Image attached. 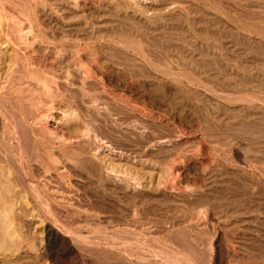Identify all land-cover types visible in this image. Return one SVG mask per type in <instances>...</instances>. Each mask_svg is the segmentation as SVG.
<instances>
[{
    "label": "bare ground",
    "instance_id": "bare-ground-1",
    "mask_svg": "<svg viewBox=\"0 0 264 264\" xmlns=\"http://www.w3.org/2000/svg\"><path fill=\"white\" fill-rule=\"evenodd\" d=\"M66 1L0 0V20L5 23L0 22V215L3 217L0 221V249L6 250L5 254L2 252L5 259L0 260V264H206L204 259L198 260L196 256L200 246L192 235L203 227L200 220L204 218L210 222L223 221L224 231L216 242L221 264H230V258L237 252L235 242L233 249L225 245L224 241L227 243L230 239L227 230L243 222L258 223L257 228L250 227L255 233L251 239L264 248V0H178L182 4L179 8H210L203 12L214 18L222 10L237 13L235 41L240 49L237 58L232 54L231 57L214 52L207 54L204 49L202 53L190 55L197 47L191 40L196 35L184 29L190 27L193 20L189 11L184 9L171 14L168 11L153 13L148 8L138 7L143 13L142 18L124 15L129 18L118 22L115 31L142 34L146 42L127 36L125 41L120 39L118 43L117 38H111L119 47L106 45L112 53L108 51L105 56L127 72L129 82H124L127 86L141 77L152 79L156 86L151 92L147 91L144 101L160 105L156 106L158 111L155 109V113L153 108L143 107L145 109L141 112L147 119L141 120L139 133L131 131V134L110 125L104 115L110 111V101L116 102L118 119L122 125L127 124L134 117L128 107L133 109L136 99L132 101V97L114 91L108 82L103 81V72L99 75L98 68L90 61L91 54H88L91 51L86 49L90 52L82 53L84 47H93L98 52L94 42L96 31L81 26L82 22L70 29L68 32L74 36L78 50L74 51L75 57L70 53L66 55L63 53L67 52L64 38L68 32L54 21L52 24L42 19V11L38 9L107 8L115 4L114 0ZM157 1L147 7L150 5L151 10H159L161 6L157 3L160 0ZM123 2L122 6L126 4ZM161 2L165 6L166 1ZM117 15L123 17V13ZM85 19L89 22L91 18ZM80 33H85L86 37H81ZM105 40L110 42V39ZM82 44L86 46L81 48ZM216 48L220 50L218 46ZM62 104L66 124L52 127L49 125L52 111L63 108ZM83 129L87 132L91 129L93 134L96 131L101 138L99 143L102 138L122 137L123 140H117L128 141L134 162L138 159L143 168L149 166V160H154V165L159 164L156 167H159L158 178L152 170L147 186V182L141 181L144 176L141 173L143 176L128 169L118 170L99 157L93 160L76 153L82 150L81 142L70 140L76 139ZM87 132L85 130V134ZM83 134L82 138L87 136ZM191 134L200 135L199 145L205 147L203 154L190 155L191 150H188L192 147L191 143L188 145V136ZM66 135L72 136L69 142ZM233 136L240 139V144H245L240 149L246 153L243 168L229 172L224 159H220L222 154L215 157L210 150L217 147L216 144L229 145ZM58 143L62 145L60 151L55 149ZM113 149L110 147L108 151L112 154ZM70 150L74 152L70 153ZM193 164L201 168L197 171L202 174L192 171ZM71 176L77 180L73 182ZM181 176L192 184V189L186 191L191 187L186 186L182 190V180L179 183L174 181ZM221 176L226 178L221 179ZM150 189L160 192H149ZM22 210L34 219L37 216L44 226L40 239L45 242L44 253L36 255L29 252V248L25 253L35 256L26 259L18 254L21 228L18 230L16 222L21 220L18 216L22 215ZM33 211L37 215H33ZM150 213L154 216L149 217ZM167 224H170L169 229ZM237 231V228L233 229L236 238L237 235L241 238L242 233L237 234ZM199 239L198 243L202 239V245L209 241ZM206 249L205 252L201 250L202 253L207 254Z\"/></svg>",
    "mask_w": 264,
    "mask_h": 264
},
{
    "label": "rangeland",
    "instance_id": "rangeland-1",
    "mask_svg": "<svg viewBox=\"0 0 264 264\" xmlns=\"http://www.w3.org/2000/svg\"><path fill=\"white\" fill-rule=\"evenodd\" d=\"M71 1V0H70ZM111 1V0H110ZM133 1V0H132ZM131 0H124V2H123V0H114V3L116 4V6H115V4H113V6H111V7H102V8H97L96 7V9H97V11H96V9H95V7L94 8H82V9H72V8H59V10H58V8L55 10V8H44V10H42L43 8L42 7H40V8H38L39 10H41L42 12H41V15H42V19H45V21L46 22H49V23H52L53 24V21H54V23H57V24H59V27H61V28H63L64 29V31H66V32H68V31H70V29H73L75 26H79L80 25V23H81V26H85V27H92L93 29H94V31H96L95 32V43H96V48H97V51L98 52H95V48L93 49V47H92V49H93V51H92V49H91V47H84V49H82V53L85 55V54H87V53H89L90 51H91V53H89L88 54V56L90 55L91 56V58H89L90 59V61H92L93 62V64L94 65H96V68H98V73H100L99 75H101V73L103 72V78L105 79V80H103L105 83H107L110 87H112V88H114V91H116V92H118L119 94H125L126 96H128L129 98L130 97H132V98H130L132 101L133 100H135L136 99V101H134L133 103H140V104H142L141 105V109H140V104H139V107H138V109H136V106H138L136 103L134 104V105H136L135 107H133V109H134V111H136V112H134V111H132L133 109H132V107H128V108H131V109H128V110H130L131 112H129L130 114L132 113V115L134 116L133 118H132V120L131 121H129V122H127V124H126V122L125 123H123V125H122V122L118 119V115H117V112H118V107L116 106V102H112V101H110V104H111V107H110V111H108V113L107 114H109V112H111L109 115H104V116H106V118H107V120L109 119V124L110 125H112V126H114V127H116L118 130H120L121 132H126V134H131V131H135L136 133H139L140 132V129H141V120H143V119H147V117L144 115V113H142L143 112V109H145V108H143V107H146L148 110L150 109V110H152V108H153V113H155V111L157 110L158 111V106L160 107V105H158V104H156L155 103V105H154V103H152V102H149V104H147L145 101H144V98H145V96L147 95V93H149V92H151L152 90H154V88H155V86H156V84L154 83V81L152 80V79H150V78H146V77H141V78H139L133 85H131V86H127L126 84L127 83H124V82H129L128 80H129V76H128V74H127V72H124V71H122V67L118 64V63H116V61H112V60H110V59H108L106 56H108L107 55V53H109V52H111L112 53V51H110V50H107L106 49V45H111V46H117L116 44H114L113 43V41L114 40H112V39H116V42L118 41V43L120 42V39H123L122 41H125V39L127 38V36H128V38L130 37V38H137L138 40H141L143 43H145L146 41L143 39V37H141L142 36V34H134V35H128V34H125V32H119V31H115V29H116V27L118 26V24H120V23H118V22H121V21H123V20H127V18H132V16H134V17H136V18H138V19H140V18H142V16H143V13L141 12V9L142 8H148L150 11H153V13H158V12H160L161 13V11H165V12H169V13H171V14H175V13H177L180 9H184V10H186V11H189V17L191 18V20H192V23H191V25H190V27H184V29L186 30H189V31H192V32H194L195 33V35H196V37L194 36V37H192L191 38V40H192V42H193V44H195L197 47H196V49L194 50L193 49V51H191L189 54L190 55H195V54H199V53H202V49H204L205 50V52L204 53H207V54H212V52H214V53H221V54H223L225 57H226V55L227 56H229V57H231V54H232V56H234L235 58H237V54L239 53V45L237 44V41H235L236 39H237V13H232L231 11H227V10H222L221 12L222 13H218L217 15V17H215L217 20L219 19V21H214L215 20V18H214V16L213 15H210V14H208V13H205V12H203V11H205V10H210V8H179L180 6H182V4L178 1V0H176L177 1V3H175V0H172L173 1V3L171 2V0H170V2L168 1V0H163V1H166L165 2V6H162L161 5V0H160V2H158L157 4H159L160 6H161V8L159 9V10H151V9H153V8H149V6L147 7V4H151V3H153L154 4V1L155 0H153V2H151V0H147V1H145V0H139V3H137L138 2V0H134L133 2H132ZM136 1V2H135ZM65 2H67L66 0H65ZM112 2H113V0H112ZM117 2H119V4L117 3ZM121 2H123V3H126V4H123V6H122V3ZM128 2V3H127ZM148 2V3H147ZM136 3V5H134ZM142 5H141V4ZM170 3V5H167V4H169ZM175 3V4H174ZM118 4V5H117ZM139 4V6H137ZM172 4V5H171ZM174 4V5H173ZM120 5L124 8L125 7V9H124V11L122 10V7L121 8H119L120 7ZM134 7H133V6ZM113 7V8H112ZM119 8V9H121V10H119V9H116V8ZM133 7V8H132ZM141 8L140 9V11H138V9L137 8ZM163 7H165V9L163 8ZM107 9V10H105V9ZM129 9V10H127V9ZM89 11H88V10ZM100 9V10H99ZM108 9H110V10H108ZM112 9H115L113 12L115 13H113L112 12ZM135 9H136V11H135ZM162 9H164V10H162ZM188 9V10H187ZM193 9L195 10V11H193ZM66 10H67V12H66ZM73 10V11H72ZM83 10V11H82ZM86 10V11H85ZM146 10V9H145ZM198 10H200V11H198ZM44 11H46V14H45V12ZM76 11V12H75ZM92 11V12H91ZM109 13H108V12ZM117 11V12H116ZM125 11H128L127 13L128 14H126V12ZM57 13V14H55V13ZM59 12V13H58ZM65 12V13H64ZM69 12V13H68ZM95 12V13H94ZM103 12V13H102ZM113 14H112V13ZM135 12H137V13H135ZM52 13V14H51ZM97 13V14H96ZM122 13H123V15H122ZM138 13H140V14H138ZM66 14V15H65ZM91 14V15H90ZM112 14V15H111ZM117 14H120V15H122L123 17L122 18H120V16H118ZM129 14H131V15H129ZM167 15H168V13H166ZM49 15V16H48ZM86 15V16H85ZM94 15H95V17H97V18H95L94 17ZM115 15V16H114ZM124 15H127V16H129V17H125ZM223 15H225L226 17H228V18H226L225 16H223ZM58 16V17H57ZM92 16L94 17L93 18V22H92ZM192 16V17H191ZM104 17V18H103ZM111 17H113V18H111ZM198 17V18H197ZM220 17V18H219ZM51 18V19H50ZM54 18V19H53ZM81 18H83L82 20H81ZM85 18H87V19H90L89 20V22H88V20L87 21H85L86 19ZM103 20H102V19ZM198 19V20H196V19ZM214 18V19H213ZM53 19V20H52ZM104 19H106L107 21H105ZM109 19V20H108ZM229 19V20H228ZM66 20V21H65ZM74 20V21H73ZM96 20V21H95ZM199 20H203V21H199ZM206 20V21H205ZM207 20H210V21H212V22H208ZM58 21V22H57ZM69 21V22H68ZM77 21V22H76ZM117 21V22H116ZM132 21H134L133 19H132ZM228 21V22H227ZM233 21V22H232ZM0 22H3L4 23V21L1 19L0 20ZM95 22V23H94ZM97 22V23H96ZM195 22V23H194ZM220 22V23H219ZM222 22V23H221ZM229 23L230 25L232 24V26L230 27V25H228L227 23ZM236 22V23H235ZM70 25H69V24ZM88 23H90L89 25H88ZM103 23V24H102ZM214 23V24H213ZM216 23V24H215ZM217 23H219V24H217ZM227 25H226V24ZM5 24V23H4ZM76 24V25H75ZM84 24V25H83ZM235 24V25H234ZM99 25V26H98ZM105 26V28H103L104 26ZM113 25L115 26V27H113ZM218 25V26H217ZM222 25H224V27L222 28ZM207 26V27H206ZM66 27V28H65ZM87 27V28H88ZM236 27V28H235ZM200 28V29H199ZM201 28H204V30L203 29H201ZM67 29V30H66ZM114 29V30H113ZM208 31V32H205L206 30ZM216 29V30H215ZM233 29H235V30H233ZM105 30H106V32H105ZM107 30H109V31H107ZM204 32H203V31ZM218 30V31H217ZM222 31L221 33H222V36H219V35H221V33L219 32V31ZM101 31V33H99ZM213 33H212V32ZM215 31H217V32H219V33H217V32H215ZM98 32V33H97ZM231 32V33H230ZM239 32L242 34V33H244V31L241 29V30H239ZM119 33V34H118ZM210 33V34H209ZM215 33H217L218 34V37H217V34H215ZM225 33H226V35H225ZM227 33H229V34H231L232 36H230L229 34L227 35ZM68 36L67 37H65L64 39H65V41L66 42H64V45H65V47H66V49H67V52H63L64 54H69L70 53V55L71 56H73V57H75L76 56V54H74V51H76V50H78V46L76 45L77 43H74V36H72L71 34H70V32H68ZM98 34V35H97ZM80 35H81V37H86V34L85 33H80ZM121 35V36H120ZM125 35V36H124ZM224 35H225V37H224ZM254 35H256V34H254ZM228 36V37H227ZM126 37V38H125ZM67 38V39H66ZM112 38V39H111ZM201 38V39H200ZM235 38V39H234ZM70 39V40H69ZM73 39V40H72ZM105 39H110V42H109V40L107 41V40H105ZM203 39V40H202ZM204 39H206V40H204ZM72 40V41H71ZM96 40H98L100 43L99 44H97L98 43V41H96ZM208 40V41H207ZM215 40H217V41H215ZM106 41V42H105ZM204 41H206V43L204 42ZM236 42V44L235 43H233V42ZM108 42V43H107ZM207 42H209V44L207 43ZM215 42V43H214ZM218 42V44L216 45V43ZM102 43V44H101ZM110 43V44H109ZM111 43H113V44H111ZM201 43V44H200ZM101 44V45H100ZM207 44V45H206ZM216 45V46H213V45ZM99 45H100V47H99ZM210 45V46H209ZM212 45V46H211ZM235 45V46H234ZM74 46H75V48H77V49H75L74 48ZM82 46H86V45H84V44H82L80 47L82 48ZM101 46H102V49H101ZM219 47L220 48V50L218 49L217 50V48L216 47ZM51 47H53V46H51ZM67 47H69V48H67ZM71 47L74 49H72V51H71ZM117 47H119V45L117 46ZM215 48V50H213L214 48ZM232 47H233V50H232ZM70 51H69V50ZM86 49L88 50H90V51H86ZM212 49V50H211ZM225 49V50H224ZM101 50V51H100ZM237 50V51H236ZM84 51V52H83ZM109 51V52H108ZM217 51V52H216ZM77 52V51H76ZM105 52V53H104ZM164 52H166L165 50H164ZM100 53V54H99ZM227 53V54H226ZM73 54V55H72ZM262 54V53H261ZM70 55H68V56H70ZM75 55V56H74ZM106 55V56H105ZM74 59V58H73ZM100 63V64H99ZM107 63H109V65H112L116 70H113L114 68L112 67V66H109ZM111 63H113V64H111ZM97 65H99V66H101V67H99V66H97ZM102 66H104L103 68H102ZM95 67V66H94ZM110 67H111V69H110ZM121 67V68H120ZM100 68H102V69H100ZM109 68V69H108ZM121 70H120V69ZM106 69H108V71L106 70ZM100 70V71H99ZM111 70V71H110ZM118 70V71H117ZM102 71V72H101ZM106 72V73H105ZM110 72H112L111 74H110ZM116 72V73H115ZM108 75V76H107ZM118 76V77H117ZM121 76V77H120ZM114 78V80H113V78ZM116 77V78H115ZM119 78V79H118ZM144 79V80H143ZM122 80V81H121ZM119 81V82H118ZM138 81H140V82H138ZM144 81L146 82V83H144ZM149 81H150V83H149ZM138 83H140L139 85H138ZM143 83H144V85H143ZM111 84V85H110ZM122 84V85H121ZM145 84H146V86H145ZM136 86V87H133V86ZM151 85V86H150ZM155 85V86H154ZM120 86H122V87H120ZM137 86H139V87H137ZM152 86H154V87H152ZM116 87V88H115ZM147 89H146V88ZM122 88V89H121ZM127 88H128V90H127ZM133 88H135V90L133 89ZM142 88V89H141ZM100 89V88H99ZM125 89H126V91H125ZM131 89V90H130ZM136 89H138L137 91H136ZM144 89H145V91H144ZM134 90V91H133ZM99 91V90H98ZM131 91H133V92H131ZM147 91H149V92H147ZM126 92V93H125ZM141 92V93H140ZM100 93V95H102V94H104V93H102V92H99ZM102 93V94H101ZM139 94H141V95H139ZM138 98H137V97ZM144 96V97H143ZM135 98V99H134ZM111 100V99H110ZM141 101H143L144 102V104H143V102H141ZM151 103V104H150ZM61 106H63V104L61 105ZM156 106H157V108H156ZM58 107V106H57ZM165 108H167V107H165ZM63 109H64V106H63V108H61V107H59L58 109H54V111H52V117H50L49 118V125L50 126H56V127H59V126H63V125H65L66 124V121L64 120L65 119V114H63L64 112H63ZM66 109V108H65ZM156 109V110H155ZM141 110H142V112H141ZM140 111V112H139ZM156 111V112H157ZM113 113V114H112ZM139 113V114H138ZM140 113H142V114H140ZM53 114H54V116H53ZM114 114H116V115H114ZM187 114H189V112L187 113ZM113 118H115V119H113ZM143 116V117H142ZM141 117H142V119H141ZM52 118V119H51ZM112 118V119H111ZM137 122V123H134L135 121ZM195 120V119H194ZM64 121H65V123H64ZM131 122H133V124L131 125L130 123ZM116 123H118L117 124V126H115V124ZM120 123V124H119ZM118 125H120V126H118ZM185 125H189V124H185ZM122 126V127H121ZM135 126H137V129L135 130ZM56 127H54V128H56ZM120 128V129H119ZM139 128V129H138ZM85 130H86V132H87V129H83V131H80V135L78 134V136L77 137H79V138H77L76 137V139L75 138H72V136H69V135H66V137H68L67 138V141L68 140H70L71 138H72V140H70V142H73V141H80L81 142V148H82V150L80 151V152H76V153H79L80 155H82V156H85V157H87V158H91V159H93V160H97V158L96 157H99L100 159H103V162L105 163H107V161H108V163L107 164H109V163H111V164H113V166L116 168V169H121V168H123V169H128V170H130V171H132V172H138L139 174L141 173V174H143V175H141V176H143L142 177V180L141 181H143V183L144 184H146V182H147V186H149V183L148 182H150V178L148 177V175L150 176V174L152 173V170H153V173L156 175V173H158L157 171L159 170V167H158V169L156 168L157 167V165L159 166V164H155L154 165V160H149V161H147V164L148 163H150L149 164V166L147 165V166H145L144 168H143V163H138L139 161H138V159H135V162H134V160H133V156L131 155V154H133L132 153V149H129V148H131L130 147V144L128 143V141H126L125 140V142H127L128 144H126L124 141V143L122 142V137H120L122 140H120L119 142H118V140H117V138L119 137L118 135L117 136H114V138L111 140V137H108V138H102V141H104V142H100L99 143V141L101 140V138L99 139L98 138V136L96 135L97 134V132L95 131V135L93 134V131H90V130H88L89 132H87L86 134H87V136H83V138H82V135L81 134H83V135H86L85 134ZM93 130V129H92ZM139 131V132H138ZM81 132H83V133H81ZM90 134V135H89ZM92 135H94V136H92ZM90 136V137H89ZM195 136V134H191V135H189L188 136V141H189V143H188V145L190 144V146L192 147L191 149H189L188 151H190L191 150V154L190 155H193V154H203V152L205 151V150H203V149H205V147L203 146H200L199 145V141H200V135H198V134H196V136ZM88 137V138H87ZM95 138V137H97L96 139L98 140V141H96V139H93V138ZM85 138V139H84ZM120 138H118V139H120ZM191 138V139H190ZM198 138V139H197ZM64 140H65V138H63ZM82 141H84V142H82ZM114 139L116 140V141H114ZM183 139H185V138H183ZM86 140V141H85ZM88 140V141H87ZM95 140V141H94ZM199 140V141H198ZM239 141V142H238ZM65 142H66V140H65ZM69 142V141H68ZM91 142V143H90ZM110 142H112V143H110ZM116 142V143H115ZM232 143H229V145H217L216 144V146L217 147H215V146H213V147H215V148H213V149H211L210 150V152L212 153V151L215 153V157H217L216 156V154L218 155L219 153H221L222 155H220V159H224L223 160V162H224V164L227 166V169H228V171L230 172V171H235V170H239V169H242L243 168V160H244V156H245V151L246 150H244L243 151V149H240V146L241 145H243V146H245V144H240V139L237 137V136H233L232 137V141H231ZM67 143V142H66ZM96 143V144H95ZM106 143V145H103V144H105ZM118 143V144H117ZM119 143H120V145L121 146H119ZM123 143V144H122ZM110 144V145H109ZM115 144H117V145H115ZM232 145V147L230 148V146ZM236 144V145H235ZM114 145V146H113ZM124 145V146H123ZM187 145V146H188ZM193 145V146H192ZM195 145H196V147H195ZM238 145V146H237ZM57 146L58 147H56L55 149L57 150V151H60V147L62 146V145H59V143L57 144ZM85 146L87 147L86 149H85ZM123 146V147H122ZM126 146V147H125ZM220 148H219V147ZM226 146V147H225ZM233 146H237L236 148L235 147H233ZM110 147H112V148H114L113 149V152H112V154L108 151V149L110 148ZM125 147V149H123ZM129 147V148H128ZM194 147V148H193ZM198 147H200V148H198ZM225 148V150L223 149V148ZM239 147V148H238ZM59 148V149H58ZM84 148V149H83ZM116 148V149H115ZM118 148V149H117ZM188 148H190V147H188ZM197 148H198V150H197ZM226 148H229L228 150H226ZM87 149H89V151H87ZM93 149V150H92ZM97 149V150H96ZM120 149H122L121 151H118V150H120ZM193 149H194V151H193ZM195 149H196V151H195ZM216 149V150H215ZM219 149H222V150H219ZM238 149V150H237ZM86 150V151H85ZM96 152H95V151ZM124 150V151H123ZM203 150V151H202ZM215 150V151H214ZM91 151V152H90ZM99 151V152H98ZM187 151V152H188ZM193 151V152H192ZM200 151V152H199ZM229 151L231 152V153H229ZM72 152H74L73 150H70V153H72ZM82 152V153H81ZM89 152V153H88ZM101 152V153H100ZM118 154H117V153ZM124 152V153H123ZM127 152V153H126ZM197 152V153H196ZM92 153V154H91ZM98 153H100V154H98ZM130 154V156H129V154L128 155H126V154ZM225 153V154H224ZM226 153H227V155L228 156H226ZM97 154V155H96ZM119 154H120V156H119ZM188 154V155H189ZM244 154V155H243ZM94 155H95V157H94ZM117 155V156H116ZM123 155V156H122ZM106 156H108L110 159H112V160H110L109 158H106ZM119 156V157H118ZM219 157V156H218ZM222 157V158H221ZM124 158V159H123ZM126 158V159H125ZM130 158V159H129ZM132 158V159H131ZM228 158H230V159H228ZM234 158V159H233ZM117 161H116V160ZM226 159V160H225ZM106 160V161H105ZM115 160V161H114ZM110 161V162H109ZM153 163H152V162ZM231 161H234V162H236V163H231ZM127 162V163H126ZM241 163V164H239V163ZM134 163V164H133ZM128 164H131V166L130 165H128ZM133 164V165H132ZM140 165H142V166H140ZM122 166V167H121ZM129 166V167H128ZM133 166V167H132ZM151 166V167H150ZM133 169H132V168ZM137 167V168H136ZM147 167V168H146ZM151 169H150V168ZM155 169H154V168ZM146 168V169H145ZM200 167L198 166V165H196V164H193L192 165V171L194 172L195 170L197 171H200V169H199ZM118 169V170H119ZM142 169V170H141ZM150 169V170H149ZM195 171V172H196ZM197 171V172H198ZM198 173H200V172H198ZM200 174H202V173H200ZM72 177V176H71ZM156 177L158 178V176L156 175ZM222 178L221 179H225L226 178V176H221ZM157 178H155V180L157 179ZM144 179H145V181H144ZM154 179V178H153ZM178 179V180H177ZM176 180H174V181H179V182H181V180H182V182L180 183V185H181V187H182V190H185L187 187H190L192 184H189V183H187L186 181H184V177L183 176H181V178L180 177H178ZM180 179V180H179ZM72 180H73V182H75L76 180H77V178H73L72 177ZM178 182V183H179ZM205 183H207L206 181H205ZM184 184V185H183ZM194 184V183H193ZM170 185V184H169ZM184 187H183V186ZM171 186V185H170ZM187 186V187H186ZM169 187V186H168ZM186 187V188H185ZM183 188H185V189H183ZM190 189H192V186L189 188V189H186V191L187 190H190ZM151 190V189H150ZM149 191V190H148ZM149 192H153V193H156L157 191H155V190H151V191H149ZM158 192H160V191H158ZM157 192V193H158ZM12 211H14V208H12ZM25 212L22 210V215H20V216H18V218L19 219H21V220H19L18 222H16V227L18 228V230L20 229V235H21V247H20V249H19V252H18V254L19 255H21L22 257H24L25 259H26V257L28 258V256L29 257H34L35 255H33V254H36V255H39V254H43L44 253V247H45V242H42L40 239H41V232H42V228L44 227L43 226V224L40 222V220H39V218L36 216V218L38 219H34L35 217H31V216H28V215H26V214H24ZM33 213V215H37V212L36 211H33L32 212ZM257 213V212H256ZM255 213V214H256ZM20 214H21V212H20ZM149 215V214H148ZM152 213H150V215H149V217H152ZM154 216V215H153ZM31 217V218H30ZM2 219H3V217H2V215H0V221H2ZM202 220H203V222H202ZM37 221V222H36ZM207 222V223H206ZM39 223H41V225L39 224ZM200 223L201 224H203L202 226L203 227H201V228H199V230H197V231H195V233L193 232V237L194 238H197V241H196V243H197V245L198 246H200V252L202 253V251H204V249L207 247L208 249H206V252H207V254L206 253H200L199 252V250L197 251V254L199 253V254H201V255H197L196 254V256H197V258H198V260H203L204 261V263L206 262V264H208V262H207V260H208V257L210 258L208 261H209V264H221L220 262H222V258H220L219 257V253H218V242H219V238H221V235H222V231H224V228H223V226H222V224H223V221L221 222V223H219V222H216V221H214V222H210V221H208L207 220V218H204V219H201L200 220ZM256 223V224H255ZM20 224V225H19ZM251 224V225H250ZM169 225L170 224H167L166 226H167V228L169 229L170 227H169ZM255 225H257V226H255ZM21 226V227H20ZM23 226V227H22ZM43 226V227H42ZM243 226V227H245V228H242L241 229V227ZM42 227V228H41ZM182 227V226H181ZM250 227H252L253 229L254 228H257L258 227V223L255 221H253V222H250V223H247V222H243L242 224H240V225H237V226H235V228H237L238 229V231H237V234H238V232H241L242 233V236H241V238H239L238 237V235H237V238H236V235L233 233V229H235L234 228V226H233V228H231L230 230H227L229 233H228V237L230 238L228 241H227V243H228V246H227V243H226V241H224L225 242V245H226V247H229V248H231V249H233V243L235 242L236 243V251L239 253H235L234 254V256H233V258L231 257L230 258V264H244V262H245V260L247 261V262H245V264L247 263V264H255V261L254 260H256L257 261V263L256 264H260V263H258V262H262V260H264V248H262L260 245H258L256 242H255V240H253V239H251V237L255 234L254 233V230H251L250 229ZM207 228H208V230H207ZM215 228V229H214ZM248 228V229H247ZM205 229V230H204ZM211 229V230H210ZM39 230H41V231H39ZM40 233H39V232ZM221 234H220V233ZM250 232V233H249ZM253 233V234H252ZM23 234V235H22ZM209 236H208V235ZM244 234V235H243ZM247 234V235H246ZM199 237H198V236ZM205 235V236H204ZM207 235V236H206ZM251 235V236H250ZM23 236V237H22ZM37 236H39L40 238H38ZM250 236V237H249ZM201 237L203 238V240H209V241H204V244L202 245L201 244V242H202V239H201ZM25 238V239H24ZM198 238H200L199 240V242L200 243H198ZM207 238V239H206ZM248 238H249V240H248ZM24 239V240H23ZM234 240V241H233ZM208 242H209V244H208ZM217 242V243H216ZM34 243H36V244H34ZM207 243V244H206ZM26 244H33V246H31V245H29V246H26ZM211 244V245H210ZM34 245H37V246H35V248H34ZM204 245H206V246H204ZM210 245V246H209ZM232 245V246H231ZM248 245H250V246H248ZM251 245H252V247H251ZM24 246L26 247V248H24ZM213 246V247H212ZM27 247H28V249H27ZM204 249H203V248ZM256 247H257V249H256ZM29 248H30V251L29 252H31V253H33V254H29V253H25V252H28V250H29ZM36 248L38 249V250H36ZM22 249H24V250H22ZM43 249V250H42ZM203 249V250H202ZM259 249V250H258ZM202 250V251H201ZM210 250V251H209ZM213 250V251H212ZM5 251V252H4ZM38 251V252H37ZM241 251V252H240ZM2 252H4L3 254H5L6 253V250L5 249H0V260H4L5 259V257H4V255L2 254ZM244 252V253H243ZM238 254V255H237ZM258 254L261 256H258ZM208 256V257H206V258H204V256ZM255 256V257H254ZM218 257V258H217ZM235 257V258H234ZM202 258V259H201ZM237 258H238V260H237ZM246 258V259H245ZM256 258V259H255ZM258 258H259V260H258ZM262 258V260L260 261V259ZM24 259V260H25ZM89 259H92V260H94L95 261V259H94V257L92 258V257H90L89 256ZM206 259V260H205ZM219 259V260H218ZM221 259V260H220ZM235 259V260H234ZM252 261H254V262H252ZM233 260H234V262H233ZM220 261V262H219ZM239 262V263H237V262ZM218 262V263H217ZM232 262V263H231ZM249 262H251V263H249ZM223 263V262H222ZM264 263V261L262 262V264ZM45 264H46V262H45Z\"/></svg>",
    "mask_w": 264,
    "mask_h": 264
}]
</instances>
